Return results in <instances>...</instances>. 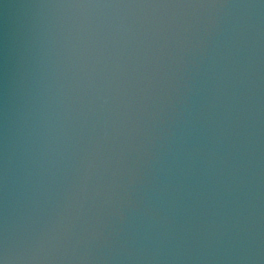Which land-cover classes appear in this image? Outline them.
Wrapping results in <instances>:
<instances>
[{
    "label": "water",
    "instance_id": "water-1",
    "mask_svg": "<svg viewBox=\"0 0 264 264\" xmlns=\"http://www.w3.org/2000/svg\"><path fill=\"white\" fill-rule=\"evenodd\" d=\"M0 264H264V0H0Z\"/></svg>",
    "mask_w": 264,
    "mask_h": 264
}]
</instances>
